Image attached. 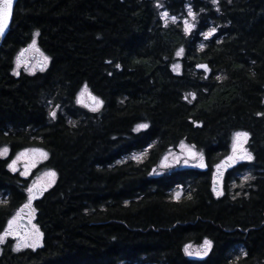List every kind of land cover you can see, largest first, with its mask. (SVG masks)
Returning a JSON list of instances; mask_svg holds the SVG:
<instances>
[{"label": "trees", "instance_id": "16d2710c", "mask_svg": "<svg viewBox=\"0 0 264 264\" xmlns=\"http://www.w3.org/2000/svg\"><path fill=\"white\" fill-rule=\"evenodd\" d=\"M154 1L16 4L0 46V233L27 199L29 180L8 169L18 151L45 150L41 167L56 180L32 202L42 245L13 251L8 241L0 264H264V0H161L170 15L191 7L187 35ZM34 37L47 67L13 75ZM85 85L104 102L97 112L75 103ZM237 131L249 133L253 177L241 194L216 196L213 174ZM180 142L204 168L153 175ZM148 147L142 162L123 160ZM205 239L207 256L187 258L184 246Z\"/></svg>", "mask_w": 264, "mask_h": 264}, {"label": "snow or ice", "instance_id": "6c2138e0", "mask_svg": "<svg viewBox=\"0 0 264 264\" xmlns=\"http://www.w3.org/2000/svg\"><path fill=\"white\" fill-rule=\"evenodd\" d=\"M13 2L14 0H0V35H3L5 32V29L9 26V19L12 14L13 10ZM213 4L217 3V0H212ZM188 15L192 18L194 21L196 18V14L192 11L191 7H188ZM168 17V13L164 12L161 13V18L165 19ZM171 20L173 23H175L176 17H171ZM195 27L194 23H190L188 20L184 21V32L187 35L193 28ZM216 29L212 28L208 32L203 33L205 39L212 36L215 33ZM203 47V45H201ZM34 51L38 55L34 57L35 62L29 63L26 59H24L25 53L28 51ZM184 49H178L176 52V56L179 57L183 54ZM49 58L43 53L40 52L38 48H36V41L33 39L32 44L29 45L28 49H24L21 51L20 55L17 57L16 60V69L13 70V75H19V72L17 69L23 64L25 71L29 72L30 74L36 70L37 67H39L40 71H44V69L47 67ZM117 68H119V65H116ZM197 67L204 68L205 71H208L206 65H198ZM179 69V65H174L173 70L176 71ZM217 79H222V77H217ZM188 95L192 96L193 99H195L194 93H189ZM86 98V100H85ZM87 101V102H86ZM77 104H81L82 106L88 108L89 111L96 112L98 111L102 105L103 100L92 95L91 92L88 91L87 85H85L83 88H81L80 92L77 94L76 97ZM191 103V101H189ZM49 115L55 119L56 112L53 110L49 113ZM257 115H261L258 113ZM147 124H139L137 125V128L134 130H139L143 128H147ZM249 137V133L246 131H237L233 134V140H232V151L231 154L227 157H225L224 160L221 161L219 165L216 166L217 171L213 174L214 176V183L216 182V177L220 175V170L222 167L230 166L231 164H235L238 160H247L251 161L253 159L252 154L247 150V148L244 147L245 143L247 142ZM181 147L184 148L183 142H181ZM8 151L7 148L0 149V155L6 154ZM38 153L41 157L47 158V153L43 152L40 149H25L23 152L17 154V158L12 160V162L8 165L9 169L12 171H15V165L17 163V160H19L21 157L25 156L26 153ZM187 156L190 158L198 159L200 160L199 167H204L203 164V156L201 153H198L193 150V148L187 149ZM136 159V157H133ZM180 157H176V162H179ZM164 160H167V157L164 158ZM187 163V159L184 161ZM35 161L32 162L31 165L25 166V171L21 172V175H27L28 169L31 166H34ZM162 166H168L164 164L162 161ZM45 175L49 178L46 184H37L33 183V185L29 186L26 190L28 192V200L27 202L19 209L8 221L7 226L4 228L3 233H0V243H3L5 238L8 236H12L16 238V245L13 248V251H19L22 248H32L35 249L37 246H39L40 238L42 236V233L39 231V229L36 227V225L32 224V217L34 209L32 208V201L36 198V195L38 193H42L47 189V187H50L52 183L55 182L56 173L55 171L49 170ZM249 177H244V180L247 181ZM213 192L216 193V195H222V192L217 191L216 187L213 188ZM177 196H179V193H177ZM25 210H27V219H28V226H25L21 223V221L25 218ZM188 245L185 246V253L186 255L192 256H204L207 254V252L212 247V242L210 240L205 239L203 245L201 246L202 251L197 252H191L189 251Z\"/></svg>", "mask_w": 264, "mask_h": 264}, {"label": "rangeland", "instance_id": "374dc122", "mask_svg": "<svg viewBox=\"0 0 264 264\" xmlns=\"http://www.w3.org/2000/svg\"><path fill=\"white\" fill-rule=\"evenodd\" d=\"M155 5L156 7L160 10V16H161V13H164L166 11H164L163 7H162V2L161 0H155ZM171 17H176V20H175V23L172 22L171 20ZM161 20L163 21L164 24H177V23H180L182 28H183V31H184V21L185 20H188L190 23H194L195 24V27L190 31L192 32L193 30L196 29V26H197V17L195 18V20L193 21L191 17H189L188 15V7L186 8V11L184 14H180V15H170L168 13V17L165 18V19H162ZM189 32V33H190ZM188 33V34H189ZM35 39V37L33 38ZM33 41V40H32ZM32 41L30 44H32ZM36 41V40H35ZM29 44V45H30ZM29 45L24 48V49H28ZM36 48L37 47V44H36ZM22 49V50H24ZM21 50V51H22ZM21 51L18 53V55L16 56L15 60H14V69H16V60H17V57L20 55ZM38 54L35 53L34 51H28L25 53V56H24V59H26L29 63H34L35 60H34V57H36ZM44 55V54H43ZM181 56L177 57V59H179ZM179 65V69L174 71L175 73H179L180 72V63L178 61H175L173 63V66L174 65ZM48 65V64H47ZM173 66H172V69H173ZM17 71L20 73V72H25L27 74H30L29 72L25 71L24 69V66L23 64L17 69ZM38 71H40L39 67L36 68V70L34 72H32L31 74H34V73H37ZM83 88V87H82ZM81 90V89H80ZM80 90L78 91V93L80 92ZM89 91V89H88ZM90 92V91H89ZM77 93V94H78ZM77 97V95H76ZM86 100V98H85ZM87 102V101H86ZM76 105L78 107H80L81 109L85 110V111H88V112H92V111H89L88 108L82 106L81 104H77V102L75 101ZM59 111V112H62L63 111L61 109H58V107H54L53 109H50L49 113L51 111ZM100 110V109H99ZM98 110V111H99ZM97 112V111H96ZM51 117V116H50ZM52 118V117H51ZM137 126L134 128L136 129ZM144 129V128H143ZM141 130V129H139ZM137 131V130H135ZM235 133V132H234ZM233 133V134H234ZM232 140H233V135H232V138H231V146H230V152L227 156H229L231 154V151H232ZM184 144V148L181 147V142L174 148V149H170V150H167L159 159L157 165L155 166L154 170H153V175L155 176H159V175H162L164 173H167L169 171H173V170H177V169H187V168H196V169H203L204 167H199L198 165L200 164V160L198 159H194V158H190L187 156V149L189 148H193L194 151L198 152V153H201L200 151L196 150L194 147H192L191 145H188L187 143L183 142ZM248 140L247 142L245 143L244 147L247 148V150L249 151L248 149ZM6 147H1L0 149H4ZM27 149H40L42 150L43 152H46L45 150L39 148V147H29ZM150 147H148L147 149H144L142 151H138V152H133L127 156H125L123 158V160H132L134 162H142L145 157L147 156L148 154V151H149ZM25 149H22L20 151H18L8 162V165L12 162V160L16 159L17 158V154L18 153H21L23 152ZM250 152V151H249ZM47 153V152H46ZM202 154V153H201ZM8 156V151L6 154H3V155H0V158H6ZM203 156V155H202ZM133 157H136V159H134ZM167 157V160H164V158ZM176 157H180L179 159V162H176ZM47 158H48V155H47ZM47 158H43L41 157L38 153H32V152H29V153H26L25 156L21 157L19 160H17V163L15 165V168L16 170L15 171H12V172H16L18 173L20 176L21 175V172H24L25 171V166L26 165H31L33 161H35V164L34 166H31L29 167L28 169V172H27V175H24L22 176L23 178H27L29 180V186L33 185V183H37V184H46L47 181H48V177L45 175V173H47L49 170L51 169H47V168H42L41 165L47 160ZM185 159H187V163H185ZM162 161L164 162V164L168 165V166H162ZM252 162L251 161H247V160H238L235 164H231L230 166H226V167H222L221 170H220V175H218L216 177V182L214 184V187H216L217 191H220L222 192V195L227 191L228 194L230 195H237V194H241L242 193V189L251 182L252 180V173L250 172L249 169H246V165L248 166L250 163ZM203 164H204V160H203ZM237 168H240L241 171L240 172H236L235 169ZM246 169V170H245ZM53 171V170H52ZM216 171H217V168H216ZM229 172H232V175H228ZM229 176V178H228ZM244 177H249V179H247V181L244 180ZM228 178V180L226 181V179ZM55 180H56V177H55ZM55 183V182H54ZM52 183L51 186L54 184ZM225 184L227 185V189H225ZM28 186V187H29ZM50 186V187H51ZM50 187H47V189H49ZM28 189V188H27ZM46 189V190H47ZM44 192V191H43ZM42 192V193H43ZM42 193H38L36 195V198L39 197ZM177 193H179V196H177ZM171 196L175 199H178V198H181L183 197L184 195V190L182 188H175L171 191ZM26 195H27V199H26V202L28 200V192L26 191ZM216 195V193H215ZM216 196H221V195H216ZM35 198V199H36ZM33 199V201L35 200ZM32 201V202H33ZM25 202V203H26ZM24 203V204H25ZM23 204V205H24ZM22 205V206H23ZM20 206L18 209L15 210V212L13 213V215L19 210L21 209ZM12 215V216H13ZM24 222L27 224L28 226V219H27V210H25V218L21 221V223ZM32 224L36 225L35 223V216H34V212H33V217H32ZM23 224V223H22ZM24 225V224H23ZM36 227L38 228V226L36 225ZM39 229V228H38ZM40 231V229H39ZM41 232V231H40ZM8 241H11V244H12V247L14 248V246L16 245V238L12 237V236H8L5 238L4 242L3 243H0V248L3 244L7 243ZM205 241V240H204ZM204 241L200 244H194V243H189L187 244L189 247V251L191 252H197V251H202L201 249V246L203 245ZM42 245V236L40 238V243H39V246H37L36 248L40 247ZM186 246V245H185ZM185 246H184V254L186 255L185 253ZM35 248V249H36ZM22 249H27V248H22ZM21 249V250H22ZM29 249H32V248H29ZM208 253V252H207ZM206 255L204 256H196V255H192V256H189V255H186L187 258L189 259H203Z\"/></svg>", "mask_w": 264, "mask_h": 264}, {"label": "water", "instance_id": "95a60500", "mask_svg": "<svg viewBox=\"0 0 264 264\" xmlns=\"http://www.w3.org/2000/svg\"><path fill=\"white\" fill-rule=\"evenodd\" d=\"M18 1H19V0H14V2H13V10H12L11 17H10V19H9V26H10V23H11V19H12V15H13V12H14L15 6H16V4L18 3ZM9 26L5 29L4 34H3V35H0V46H1L2 42H3V40H4V37H5V34H6L7 30L9 29ZM22 223H23L25 226H27L26 223H24V222H22Z\"/></svg>", "mask_w": 264, "mask_h": 264}, {"label": "flooded vegetation", "instance_id": "af4514ba", "mask_svg": "<svg viewBox=\"0 0 264 264\" xmlns=\"http://www.w3.org/2000/svg\"><path fill=\"white\" fill-rule=\"evenodd\" d=\"M191 260H200V259H191Z\"/></svg>", "mask_w": 264, "mask_h": 264}]
</instances>
